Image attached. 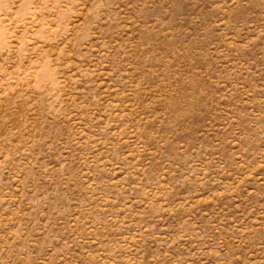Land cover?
<instances>
[{"label":"rangeland","instance_id":"374dc122","mask_svg":"<svg viewBox=\"0 0 264 264\" xmlns=\"http://www.w3.org/2000/svg\"><path fill=\"white\" fill-rule=\"evenodd\" d=\"M0 264H264V0H0Z\"/></svg>","mask_w":264,"mask_h":264}]
</instances>
